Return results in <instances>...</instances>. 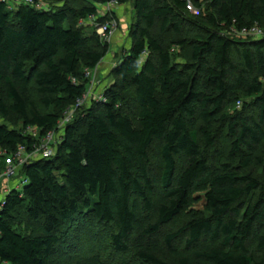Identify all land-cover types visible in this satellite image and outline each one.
<instances>
[{"label": "trees", "instance_id": "1", "mask_svg": "<svg viewBox=\"0 0 264 264\" xmlns=\"http://www.w3.org/2000/svg\"><path fill=\"white\" fill-rule=\"evenodd\" d=\"M45 1H0V115L22 124L0 123L2 166L59 129L107 54L80 20L106 22L99 3L129 0ZM193 1L200 12L189 16L187 0H133L132 43L107 100L78 108L55 153L14 177L0 264H56L64 229L85 220L112 225L115 252L130 257L121 264H264V34H238L264 28V0ZM78 264L109 263L93 253Z\"/></svg>", "mask_w": 264, "mask_h": 264}, {"label": "rangeland", "instance_id": "2", "mask_svg": "<svg viewBox=\"0 0 264 264\" xmlns=\"http://www.w3.org/2000/svg\"><path fill=\"white\" fill-rule=\"evenodd\" d=\"M95 1V0H89ZM107 3L98 4L99 16H105L107 14ZM202 12L204 13L205 3L203 4ZM117 26L114 30L113 36L110 40H107L105 36L99 34L95 26H86L83 29L85 35H99L101 41L108 44V52L100 62L97 69L90 71L91 79L89 78L86 88L89 90V97L95 92H101L108 86L113 80L111 70L120 61L122 55L130 48L132 38L130 36L131 25L136 20L134 11L133 0H129L125 3H117L113 6ZM189 16H193L195 13H189ZM198 15V14H196ZM189 19H192L189 17ZM264 29V28H263ZM183 55V54H182ZM182 59L184 56L179 57ZM94 80V81H93ZM37 101V99H35ZM94 100L90 99L84 106L89 107L92 105ZM0 123H5L9 127L21 128L22 124L18 118L13 116V120L10 122L0 115ZM38 135V129L32 127L29 132ZM38 142V141H37ZM155 152L153 163L156 174H160L162 168V162L157 159ZM156 157V158H155ZM21 181L20 176L11 179H2L0 181V199L6 195V190L17 185ZM152 200H157V195L152 196ZM193 208L202 209L204 208L203 199L196 203ZM184 217L181 215L174 222L169 223L161 233H167L172 231L183 224ZM19 223V221H18ZM21 225V224H20ZM19 227V226H18ZM19 228H22L21 226ZM112 225L97 223L94 220H85L79 222V225L71 224L64 229L63 238L61 245L59 246L57 253L52 257L53 262L56 264H78V262L84 260L93 253L100 254L102 258L109 264H121L123 260L129 259L130 257L115 252V249L111 243L110 234L112 232ZM23 230V229H22ZM24 231V230H23ZM180 245L183 247L181 241L176 243V246Z\"/></svg>", "mask_w": 264, "mask_h": 264}, {"label": "built area", "instance_id": "3", "mask_svg": "<svg viewBox=\"0 0 264 264\" xmlns=\"http://www.w3.org/2000/svg\"><path fill=\"white\" fill-rule=\"evenodd\" d=\"M6 5L13 9L19 4H30L37 8H47L49 7L48 3L45 0H0ZM107 13L111 14V19L100 23L97 21L96 15H91L87 19H81L80 25L85 26H95L99 34H102L105 36L107 40H110L113 36L114 30L117 26V21L115 17H112L113 6L117 4L116 1H110L107 3ZM187 8L195 13L199 14L200 10L195 6L193 0H187ZM238 34L242 36H253V37H260L264 34L263 29L258 25V23L253 24L252 26H245L241 30L238 31ZM99 66V65H98ZM97 66V68H98ZM95 68V69H97ZM90 71H87L88 78L91 79ZM91 76V77H90ZM94 81V80H93ZM89 90L86 88V92L84 93L83 97L80 98L77 103L68 109L65 110L64 115L60 121L59 129H62L66 124H68L70 121H72L75 112L78 108L86 105L87 101L92 99L94 101L100 100V101H106V97L104 95V91L101 92H95L89 97ZM59 129L58 130H52L49 131L45 136H43L39 143L34 145V148L31 152H29L26 147L20 146L18 151L14 153L10 158H8V161L2 166L0 163V181L2 179H11L14 178L18 173L19 169L25 164L33 159L40 158V157H51L55 153V144L58 141L59 138ZM10 189L6 190V194L9 192ZM6 196V195H5ZM5 198V197H4ZM4 198L0 199V207L3 205Z\"/></svg>", "mask_w": 264, "mask_h": 264}]
</instances>
